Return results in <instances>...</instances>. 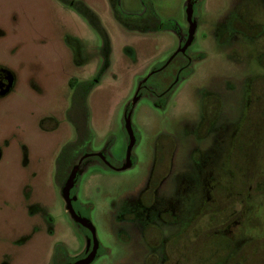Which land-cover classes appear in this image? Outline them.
<instances>
[{"label":"rangeland","instance_id":"rangeland-1","mask_svg":"<svg viewBox=\"0 0 264 264\" xmlns=\"http://www.w3.org/2000/svg\"><path fill=\"white\" fill-rule=\"evenodd\" d=\"M82 1L108 34L106 64L99 34L69 5L0 0V67L14 76L13 88L0 97V264H74L88 248L55 178L59 152L75 139L66 116L73 79L92 83L85 154L93 155L81 160L71 186L101 247L88 264H264V0H197L193 40L175 55L188 37L189 0H118L131 15L150 3L172 23L147 32L121 25L110 0ZM206 95L220 101L208 128L202 124ZM126 109L136 142L129 167L119 169L129 144ZM159 135L174 140L162 163L152 152ZM165 138L162 147L170 148ZM210 169L218 180H207L201 194ZM149 176L158 179L156 193H143L133 220L134 198ZM167 195L180 200L179 208ZM228 207L222 224L189 236ZM146 222L159 229L148 230L147 248L142 244L135 259V242L118 231H137ZM181 229L187 230L183 255L167 260L166 242ZM215 230L228 236L226 252L218 250Z\"/></svg>","mask_w":264,"mask_h":264},{"label":"trees","instance_id":"trees-1","mask_svg":"<svg viewBox=\"0 0 264 264\" xmlns=\"http://www.w3.org/2000/svg\"><path fill=\"white\" fill-rule=\"evenodd\" d=\"M59 2L69 5L80 15H82L90 25L97 31L101 38V53L104 57V64L107 63L108 53L110 49V41L108 34L103 27L99 16L82 0H58ZM192 8H194L197 0H189ZM113 14L115 19L129 30H136L139 32L147 31H160L169 29L171 26V21H166L161 19L152 8L150 3L145 4V10L140 15H131L122 11L118 4V0H110ZM143 81L141 82V84ZM92 83H78L74 79L69 82V86L72 89L71 101L68 109L66 110V116L70 124L73 126L75 131V140L73 142L67 143L59 152L56 158V168H55V178L60 187L63 188L73 166L75 165L74 160L77 158L78 154H85L86 147L88 146L92 133L88 127L87 123V105L85 102V96ZM140 84V85H141ZM129 114V110L126 109L124 118ZM133 130V129H132ZM88 158V157H87ZM236 175V172H235ZM74 196V190L71 188L70 197ZM76 200H72V206L75 212L83 217L80 210L75 206ZM79 208V207H78ZM79 229L82 230L87 236L91 235L89 228L78 223ZM87 253L81 254L76 257L79 258ZM76 258H71L68 261L76 260Z\"/></svg>","mask_w":264,"mask_h":264},{"label":"flooded vegetation","instance_id":"flooded-vegetation-1","mask_svg":"<svg viewBox=\"0 0 264 264\" xmlns=\"http://www.w3.org/2000/svg\"><path fill=\"white\" fill-rule=\"evenodd\" d=\"M13 84H14V76H13V74L8 69L0 67V97L5 96L6 94H8L10 92L11 89L13 88ZM219 103H220L219 98L217 96H215V95H206L203 98V103H202V106H203L202 107L203 108L202 124L204 126H207V128L214 122V119L216 118V116L218 114V112H216V108L218 106L220 108V104ZM213 109H215V110H213ZM132 129H133V134H134L133 126H132ZM164 137L169 139V141L171 142L170 148L162 147L163 144H162L161 139L164 138ZM134 138H135L134 141L136 142L135 134H134ZM155 144H156V148H152V152L155 150V153H156L155 156H156L157 163L158 162L162 163L164 161L165 156L170 154V151L172 152V150H173L172 146H174V140L172 139V137L168 138V136H166V135H163V136L159 135L157 137V139H156V143ZM104 158H105V161L102 160L101 158L100 159L107 166L111 167V164L107 160V158L105 156H104ZM130 158H131V155H130ZM228 161L229 160H227V164H228ZM196 164H197V166L200 165L199 162H197ZM228 166H229V164H228ZM218 175H219V173L216 170L212 171V169H210V171L204 173V176L201 179V181H202L201 182L202 184H201V187H200L201 194L204 191L203 187H204L205 182L207 180H211L213 182V179H217L218 180ZM150 176H151V174H150ZM150 176H149L148 180H146L147 182L144 183V186L138 192V195L136 196V198H134V201L136 202V205H137L136 206L137 210L135 212L133 211V214L135 216V218H133V220L137 219L138 218V214L140 213V208L139 207H141V204H142L141 197H142L143 193H145L146 191H154L155 192L157 190L156 187L158 186V182H157L158 179H157V177L156 178L155 177L151 178ZM234 176H235V174H234ZM212 187H216V186L213 185ZM178 192H179V190H178ZM146 194H148V193L146 192L144 195H146ZM144 198H145V196H144ZM167 200H168L169 204L172 205V207L176 206V208H179V205H180V200L179 199H177L176 197H169L167 195ZM151 203L152 202L147 203V201H146L145 205L147 204V206L150 207ZM231 211L229 210V207H228L223 214H217L216 216H214L212 214L211 216H209L208 218L205 219L206 220L204 222L205 226H203V227H199L198 225L193 226L191 231L189 230L190 231L189 236H192L193 238L199 237L203 233V229L204 228H214L215 225L222 224L223 221H225L228 218V216L230 215L229 212H231ZM122 217H125V218L129 219V217H127L125 215H122ZM133 220L129 219V224L130 225H132V221ZM146 223H147L146 224L147 226L143 227L144 229L143 228H139V229H137V231H135V229L133 230L131 228L133 226L132 225V226H130V229H127L126 231L125 230H119L118 231V233L119 232H123V233H126V235H129L131 237L130 238V242H133V241L135 242V245L139 249V252H138L139 255L136 256L135 259H138L139 256H140V253L142 252V247H141L142 244H144L145 247L147 248L145 242L147 243V242L150 241V238H149L150 231L153 230L156 233L155 230L158 231V229H159L158 228L159 227L158 224L151 225V224H148V222H146ZM76 224H77V222H76ZM77 226H78V224H77ZM149 229H151V230L148 233ZM186 231L187 230L181 229L179 231V233H177L176 235L172 236V238L168 242H166L167 244L165 245V250H166V258H167V260H170L173 256L175 257V255H177V252H180L182 254L181 251L184 249L183 241L187 238ZM218 232H219V230H215L212 233L214 235V237L218 238L217 239L218 240V242H217L218 250L222 251V252L223 251L226 252L227 250H229V238H228V236H218ZM87 238L89 239L87 253L84 256L79 257L81 259L85 258L87 256V254H89V252L92 250V247H93V236H92V233H91L90 236H87ZM100 249H101V247L98 246V244H97V249H96L95 256L101 253ZM83 253H85V252H83ZM215 253H216L215 250L214 251H210L209 254L207 253L205 255L206 257L204 259L207 261L208 259H210V257L214 256ZM134 262H136V260ZM204 263L205 262H201V263H198V264H204Z\"/></svg>","mask_w":264,"mask_h":264},{"label":"water","instance_id":"water-1","mask_svg":"<svg viewBox=\"0 0 264 264\" xmlns=\"http://www.w3.org/2000/svg\"><path fill=\"white\" fill-rule=\"evenodd\" d=\"M192 6H191V3L190 1H188L186 7H185V10L187 12V21L189 23V30H188V37L186 39V41L184 42L183 45L179 46V48L173 53V55H175L177 52H184L188 46L191 44L192 40H193V34H194V24L192 22V17H191V14H192ZM135 101V100H134ZM125 127H126V130L128 132V135H129V144H128V147H127V152H126V162L125 164L119 168V169H125L127 167H129L130 165V152H131V148L134 144V134H133V130H132V126H131V122H130V113L125 117ZM89 155H93V154H84L80 159H79V162L77 164H75L63 186V197H64V200L66 202V208H67V211L70 213V215L74 218V220L78 223H80L81 225L87 227L90 229L91 233H92V236H93V247H92V250L89 252V254H87V256L85 258H82V259H79V260H76L74 261L75 263L74 264H88L90 263L94 256H95V253H96V249H97V243H96V239H95V236H94V230H93V227L91 226V224L89 222L86 221V218H82L81 216H79L73 206H72V200L74 199V196L73 197H70V190H71V186H72V182L74 180V176L77 174L78 172V169H79V166H80V162L81 160L84 158V157H87ZM95 155L99 156L102 160L105 161V158L104 156L101 154V153H96ZM71 264V263H70Z\"/></svg>","mask_w":264,"mask_h":264}]
</instances>
